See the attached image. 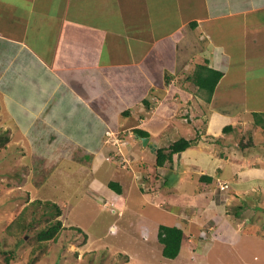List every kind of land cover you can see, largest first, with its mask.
<instances>
[{
	"label": "crops",
	"instance_id": "crops-1",
	"mask_svg": "<svg viewBox=\"0 0 264 264\" xmlns=\"http://www.w3.org/2000/svg\"><path fill=\"white\" fill-rule=\"evenodd\" d=\"M205 63L222 73L209 102L187 80ZM0 99L5 133L24 134V153L59 161L55 168L64 162L57 183L73 175L96 184L105 162L107 184L118 182L120 164L136 171L149 162L154 180L173 181L175 197L192 179L189 232L234 243L228 231L236 230L231 217H245L242 188L264 179V161L250 165L229 151L247 114L264 113V0H0ZM180 138L196 140L156 167V150Z\"/></svg>",
	"mask_w": 264,
	"mask_h": 264
},
{
	"label": "rangeland",
	"instance_id": "rangeland-1",
	"mask_svg": "<svg viewBox=\"0 0 264 264\" xmlns=\"http://www.w3.org/2000/svg\"><path fill=\"white\" fill-rule=\"evenodd\" d=\"M1 107L0 99V135L9 130L6 123L8 120L4 117ZM247 115L249 117L241 122L239 130L245 132L242 134L245 137L244 142L251 138L256 146L245 147L239 153L238 138L229 145V151L233 153L234 159L240 160L243 155L244 159L251 161L250 165H256L264 161V137L254 139L253 120L249 114ZM247 121L250 125L246 124ZM165 126H170L168 120L163 122L162 130ZM190 130L194 129L191 127ZM162 134L164 135V132L160 135ZM239 134L236 133L235 136ZM22 135L20 138L17 135L18 138H11L8 135L10 142L5 148L0 149V159L6 161L4 166L0 165V264H5L4 253L14 249L21 237L20 234L10 236L5 230L19 217L25 207L27 221L31 220L33 210L38 217L42 207L29 204L35 200H50L59 205L62 214L58 219L62 222V229L55 241L38 243L32 237V231L49 224L47 223L49 218L37 223L29 234L31 236H25V242L18 244L17 260L12 264H28L33 257L34 264H264V179L251 181L250 185L242 188L243 200L246 202H242L241 205L243 204L242 211L245 217H239L238 220L241 221L231 217L230 221H233L236 230L228 231V237L237 241L231 244L221 241L214 243L208 241L210 234L200 232L204 229L198 231V228H193L195 232H189L186 227L187 216L194 217L197 214L193 205L195 202L193 203L191 186L187 184H193L192 179L187 178L186 183L180 185L185 188V194L180 196L179 192L175 197L173 181L166 176H156L154 180L157 172L149 162L146 163L149 166L141 167V170L136 168V171L132 168L128 170L125 165L120 164L118 172L122 177L118 183L122 193L116 195L106 186L111 176V171L107 168L110 166L108 162H105L98 174L93 176L97 183L89 185H79L78 179L73 175L70 176V184L57 183L66 176L60 173L63 162L61 166L52 170L46 186L35 190L32 170L27 165L28 157L23 154L17 157L13 148L17 146L25 148L26 138L24 134ZM261 135L264 136V133ZM145 156L148 159L147 154ZM150 157L152 161V156ZM175 161L181 168L184 161ZM144 171L150 174L149 180L141 178L147 176ZM188 176L189 173H179L176 178ZM62 190L64 194L61 193ZM166 200L167 203L164 202ZM239 202L237 201V204ZM157 203L163 205L156 206ZM180 212L181 215L178 217ZM181 219L183 222H178ZM195 220L192 218V221ZM176 224L185 232V243L177 259L165 260L161 256V245L156 239L157 228L159 225ZM75 227L81 229L82 233L75 231Z\"/></svg>",
	"mask_w": 264,
	"mask_h": 264
},
{
	"label": "trees",
	"instance_id": "trees-1",
	"mask_svg": "<svg viewBox=\"0 0 264 264\" xmlns=\"http://www.w3.org/2000/svg\"><path fill=\"white\" fill-rule=\"evenodd\" d=\"M221 77H222V73L220 71H216L208 67V65L205 63V64L196 65L193 73L187 77V80H189L191 83L196 85L198 89L202 93H204L206 102H209ZM253 119H254L253 127L260 128L261 126V128H264V113H254ZM231 130L232 128L230 126L223 128L224 133L230 132ZM135 134L144 139L148 137V135L142 131L136 130ZM244 139L245 137L243 136L239 139L238 145L240 149L243 150L245 149V147H254V143L251 138L247 142H244ZM195 140H186L184 138H180L174 141L173 143H171L167 148L157 149L155 153V166L160 168L165 166V164L167 163H171L172 157L174 155L180 154L185 150H187L194 143ZM8 142H10L8 138V134L3 132V134L0 135V149L5 148ZM13 148L17 154V157H19L18 156L19 154H23L26 155V157H28L27 165L32 170L31 176H32V181L34 183V189L40 190L41 187H45V182L48 179L49 173H51L52 170L59 165V161H54L53 165L51 163L47 164L44 162L43 156L39 158V155H34V154L28 155L27 153L23 152L24 150L23 148H20L18 146ZM5 164L6 161L0 159V165L4 166ZM199 181L201 182V184H203V186H206L207 188H209V186L210 187L212 186L211 184L212 178L209 176H202L200 177ZM107 188L110 191L114 192L116 195H121L122 193L121 186L117 181H109V183L107 184ZM29 204H32V206L42 207V211L41 213H39L38 216L39 219L37 217L36 211L33 210L31 211V215H30L31 220L27 221L25 217L27 215L26 213L27 207H25L22 213L19 215V217H17L7 227L5 232H7L8 235L17 236L20 234L21 237H19V239L17 240V244L14 249L4 253L5 264H12L17 260L16 249L18 248V244L25 242L24 237L29 236L33 227L37 223H40L43 219H47L48 217L49 220L47 221V223L49 224H46L45 227L32 231V237H34L38 243L55 241L58 236V233L62 229V222L58 219L59 216H61L62 214L59 205L51 202L50 200H46V201L35 200L30 202ZM160 205L163 204L159 203L158 206ZM234 211L238 213L237 211L239 210H234ZM253 223H255V220ZM74 230L80 234L82 233L81 229L77 227H75ZM203 232L205 234H208L205 230ZM216 232H214L213 234H215ZM156 239L157 242L161 245V256L165 260L177 259L180 253L182 252L183 249L182 247L183 244L185 243V236L183 230L176 226L159 225L157 228ZM233 241L234 240H231L230 242ZM34 261H35V257L31 258L28 264H34L35 263Z\"/></svg>",
	"mask_w": 264,
	"mask_h": 264
},
{
	"label": "built area",
	"instance_id": "built-area-1",
	"mask_svg": "<svg viewBox=\"0 0 264 264\" xmlns=\"http://www.w3.org/2000/svg\"><path fill=\"white\" fill-rule=\"evenodd\" d=\"M219 189H220V190H224V189H225V187H224V186H221V187H219Z\"/></svg>",
	"mask_w": 264,
	"mask_h": 264
},
{
	"label": "clouds",
	"instance_id": "clouds-1",
	"mask_svg": "<svg viewBox=\"0 0 264 264\" xmlns=\"http://www.w3.org/2000/svg\"><path fill=\"white\" fill-rule=\"evenodd\" d=\"M220 190V189H219ZM222 191V190H221Z\"/></svg>",
	"mask_w": 264,
	"mask_h": 264
}]
</instances>
